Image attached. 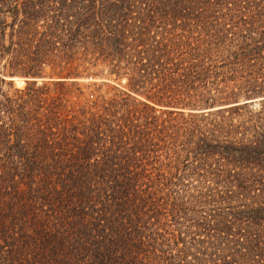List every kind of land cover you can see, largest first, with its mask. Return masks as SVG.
<instances>
[{
    "label": "trees",
    "instance_id": "1",
    "mask_svg": "<svg viewBox=\"0 0 264 264\" xmlns=\"http://www.w3.org/2000/svg\"><path fill=\"white\" fill-rule=\"evenodd\" d=\"M258 96L264 0H0V264H264Z\"/></svg>",
    "mask_w": 264,
    "mask_h": 264
},
{
    "label": "rangeland",
    "instance_id": "2",
    "mask_svg": "<svg viewBox=\"0 0 264 264\" xmlns=\"http://www.w3.org/2000/svg\"><path fill=\"white\" fill-rule=\"evenodd\" d=\"M103 67V72L100 75H79L75 76L72 79H75L77 82V85L79 89H74V86H70L69 90L70 92L67 95L68 98L71 100L80 102H91L94 98V96L98 93L103 94L106 96L108 93H111L110 86L112 84H117L115 80L112 79V75H105V72L107 70V66L98 64L92 69H98ZM78 69H80L78 67ZM48 70V67L45 66V71ZM91 70V69H90ZM11 77V76H10ZM9 76H6V79H12L13 85L17 87H22L25 83V80L28 79H36V80H56L61 79L55 75H47L43 74V76H36V78H32L30 76H20V75H14L10 78ZM17 79V81H16ZM101 81H104L103 83L99 84ZM124 79H120L119 82L122 83ZM20 82V83H19ZM92 92V95L89 93ZM264 96H258L256 99H253V102H251V106L258 105V99L263 98ZM183 111H186L185 108L182 109Z\"/></svg>",
    "mask_w": 264,
    "mask_h": 264
},
{
    "label": "water",
    "instance_id": "3",
    "mask_svg": "<svg viewBox=\"0 0 264 264\" xmlns=\"http://www.w3.org/2000/svg\"><path fill=\"white\" fill-rule=\"evenodd\" d=\"M253 99H256V98H253ZM253 99H248L246 101L253 100ZM180 109H183V108H180ZM187 110H190V111H202V110H205V108H190V109H187Z\"/></svg>",
    "mask_w": 264,
    "mask_h": 264
},
{
    "label": "bare ground",
    "instance_id": "4",
    "mask_svg": "<svg viewBox=\"0 0 264 264\" xmlns=\"http://www.w3.org/2000/svg\"><path fill=\"white\" fill-rule=\"evenodd\" d=\"M10 77V76H9ZM11 78V77H10ZM16 81H17V79H16Z\"/></svg>",
    "mask_w": 264,
    "mask_h": 264
}]
</instances>
